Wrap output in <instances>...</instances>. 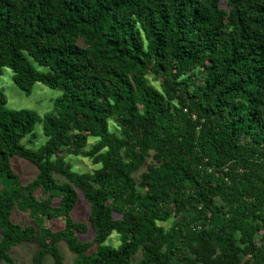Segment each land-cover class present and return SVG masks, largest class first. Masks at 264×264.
I'll return each mask as SVG.
<instances>
[{
    "label": "trees",
    "instance_id": "trees-1",
    "mask_svg": "<svg viewBox=\"0 0 264 264\" xmlns=\"http://www.w3.org/2000/svg\"><path fill=\"white\" fill-rule=\"evenodd\" d=\"M226 3L0 0V75L63 90L37 148L21 139L41 117L0 92V261L27 241L29 264H62L64 241L73 264H264V0ZM12 155L37 175L20 183Z\"/></svg>",
    "mask_w": 264,
    "mask_h": 264
},
{
    "label": "rangeland",
    "instance_id": "rangeland-1",
    "mask_svg": "<svg viewBox=\"0 0 264 264\" xmlns=\"http://www.w3.org/2000/svg\"><path fill=\"white\" fill-rule=\"evenodd\" d=\"M220 5L227 7L226 0H220ZM34 66L38 69H43V67H39L36 63H34ZM0 92L6 98V107L11 109L34 110L41 117V120L35 124L32 135L23 137L21 143L31 148H37L43 144L46 140V136L42 129V117L46 112L54 109V100L62 95L63 90L60 87L53 88L41 82H35L32 86L31 92L26 94L13 82L12 70L9 67H3L0 75ZM59 155H62L68 165H71V168L78 172H90L98 166V164H93L89 158L80 155L66 154L64 151L60 152ZM9 158L11 167L16 173L20 183L25 184L37 175L38 169L30 161L17 155H12ZM54 176L56 179H61L59 175ZM88 211L89 203L79 192L78 201L71 212V216L77 221H84L88 224L87 231L83 234H79V237L83 240L92 238L94 233L92 226L87 220ZM11 218L14 222L22 225L32 222V219L27 213L15 209H13L11 213ZM46 223H48V225L50 224L49 221H46ZM164 224H167V222ZM63 226L64 218L58 217L54 220L52 228L57 229ZM104 244L117 246L119 244L117 233L113 231L104 241ZM58 248L63 255L62 264H73L76 254L68 249L66 243L64 241H59ZM35 249V243L22 241L10 249L13 262L8 263L0 261V264H29ZM138 258L139 254L133 256V259ZM43 264H53V257L50 254H47L44 258Z\"/></svg>",
    "mask_w": 264,
    "mask_h": 264
}]
</instances>
